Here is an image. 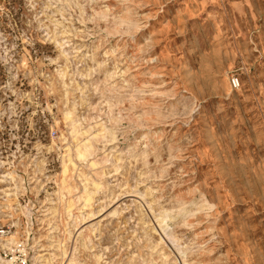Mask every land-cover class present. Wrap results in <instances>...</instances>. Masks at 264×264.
<instances>
[{"label": "rangeland", "instance_id": "1", "mask_svg": "<svg viewBox=\"0 0 264 264\" xmlns=\"http://www.w3.org/2000/svg\"><path fill=\"white\" fill-rule=\"evenodd\" d=\"M0 259L264 264V0H0Z\"/></svg>", "mask_w": 264, "mask_h": 264}, {"label": "bare ground", "instance_id": "2", "mask_svg": "<svg viewBox=\"0 0 264 264\" xmlns=\"http://www.w3.org/2000/svg\"><path fill=\"white\" fill-rule=\"evenodd\" d=\"M70 130H71V136L72 137H76L77 136V132H76L75 127H73L71 125L70 126ZM75 154H76V158H78L79 160L84 159L85 158V155H86L85 152H84V150H83V148L81 146H76V148H75ZM160 222L161 223H164L165 220L164 219H160ZM13 245H16L15 239H14V236H10L9 238H7V239L4 240V242L1 244V247H3V248L7 247V248L10 249ZM0 264H9V262L0 259Z\"/></svg>", "mask_w": 264, "mask_h": 264}, {"label": "built area", "instance_id": "3", "mask_svg": "<svg viewBox=\"0 0 264 264\" xmlns=\"http://www.w3.org/2000/svg\"><path fill=\"white\" fill-rule=\"evenodd\" d=\"M231 84L232 86L236 87L237 86V80L236 79H232L231 80ZM5 233L4 232H1V235H4ZM19 264H25L24 262L23 263H19Z\"/></svg>", "mask_w": 264, "mask_h": 264}]
</instances>
